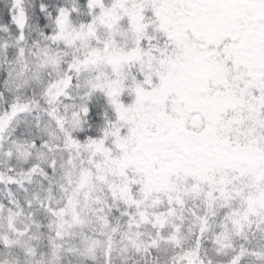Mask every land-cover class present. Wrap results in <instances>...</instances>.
I'll list each match as a JSON object with an SVG mask.
<instances>
[{"label":"snow or ice","instance_id":"obj_1","mask_svg":"<svg viewBox=\"0 0 264 264\" xmlns=\"http://www.w3.org/2000/svg\"><path fill=\"white\" fill-rule=\"evenodd\" d=\"M0 264H264V0H0Z\"/></svg>","mask_w":264,"mask_h":264}]
</instances>
